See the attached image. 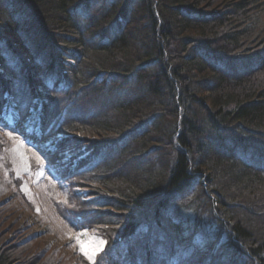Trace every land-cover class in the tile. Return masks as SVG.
Here are the masks:
<instances>
[{"label":"trees","instance_id":"trees-1","mask_svg":"<svg viewBox=\"0 0 264 264\" xmlns=\"http://www.w3.org/2000/svg\"><path fill=\"white\" fill-rule=\"evenodd\" d=\"M51 118L94 136L74 168L113 209L80 217L96 264L189 261L204 230L264 264V0H0V121L56 154L77 138ZM5 245L0 264H36Z\"/></svg>","mask_w":264,"mask_h":264},{"label":"rangeland","instance_id":"rangeland-1","mask_svg":"<svg viewBox=\"0 0 264 264\" xmlns=\"http://www.w3.org/2000/svg\"><path fill=\"white\" fill-rule=\"evenodd\" d=\"M4 79H8L6 75ZM53 95L58 94L53 92ZM56 97L55 108L62 109L65 99ZM74 97L75 94L69 98ZM59 100L62 101L59 103ZM77 103L78 100L73 105ZM56 114L61 117L58 111ZM54 121L51 118V132L57 131L55 137L77 138H68L56 154L51 153L56 149L35 146L21 132L6 129L7 125L0 121V207L5 209L6 219L0 223V246H17L18 252L30 254L36 264L38 261L41 264H96L106 243L102 251L96 252L94 261L85 252H95L99 242L105 241L104 236L96 227H84L80 217L92 216L94 222L98 211L112 212L113 209L93 206L92 198L101 193V184L84 177L82 168H74L77 161L90 155L89 140L94 141V136L89 137L88 132L59 131ZM73 221L79 227L73 228ZM199 223L205 227L200 220ZM160 239L166 248L170 246L172 239L168 235ZM199 240L200 251L192 254L189 261H186L187 254L179 255L186 257L182 264H231L225 260L230 256L227 251L212 247L217 243L212 231L204 230ZM181 257L175 259V264H181ZM129 264L133 263L129 261Z\"/></svg>","mask_w":264,"mask_h":264},{"label":"snow or ice","instance_id":"snow-or-ice-1","mask_svg":"<svg viewBox=\"0 0 264 264\" xmlns=\"http://www.w3.org/2000/svg\"><path fill=\"white\" fill-rule=\"evenodd\" d=\"M9 135H11V133H9ZM104 243H106V242L101 240L99 242L100 246L96 248L95 252H93L92 254H89V253L85 252V255H87L90 260L94 261V256H95L96 252H99V251L103 250L102 246H103ZM81 250L83 251V247L81 248Z\"/></svg>","mask_w":264,"mask_h":264}]
</instances>
